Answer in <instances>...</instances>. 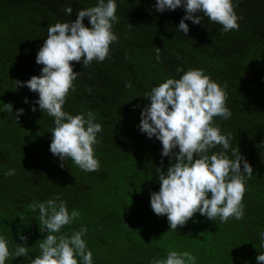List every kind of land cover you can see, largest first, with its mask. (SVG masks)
<instances>
[{"label": "trees", "instance_id": "obj_1", "mask_svg": "<svg viewBox=\"0 0 264 264\" xmlns=\"http://www.w3.org/2000/svg\"><path fill=\"white\" fill-rule=\"evenodd\" d=\"M97 2L0 0V235L10 241V251L23 244L34 259L47 233L40 231L39 210L29 205L59 195L70 212H80L61 233L71 235L86 226L83 239L93 264H150L166 258L170 248L191 252L196 264H258L256 257L264 253V0H233L243 16L239 30L222 32L221 25L204 18L199 25L186 21V35L177 30L186 14L183 7L159 12L156 0H116L113 31L119 40L103 62L93 61L87 68L82 61L73 62L81 75L63 106L73 115L91 111L102 125L95 146L100 168L85 172L51 153L54 117L38 104L32 111L39 94L17 88L16 80L41 74L43 65L36 57L49 25L75 20L78 10ZM68 6L73 7L71 16L63 11ZM84 23L91 26L88 17ZM189 68H202L221 85L227 83L226 106L232 115L216 117L215 123L222 133H232L231 148H240L253 174L242 219L220 223L196 213L172 231L167 216L156 215L150 201L160 190L156 169L162 166L166 172L174 161L162 156V143L139 124L143 108L151 103L145 94ZM7 103L13 104V113L24 109L18 122L4 111ZM9 169L16 170L14 176L5 175ZM6 264H28V257H10Z\"/></svg>", "mask_w": 264, "mask_h": 264}, {"label": "clouds", "instance_id": "obj_2", "mask_svg": "<svg viewBox=\"0 0 264 264\" xmlns=\"http://www.w3.org/2000/svg\"><path fill=\"white\" fill-rule=\"evenodd\" d=\"M117 7L116 0H98L96 6L78 10L75 20L49 25L47 38L36 57V63L43 65L41 74L27 81L16 80L17 88L26 86L39 94L32 111H36L38 104L44 113L54 117L51 153L61 161L71 160L85 172L100 168L95 146L100 143L97 134L102 131V125L95 122L91 111L73 115L63 110V106L81 75L74 70L73 62L82 61L84 68L93 61L103 62L110 56L111 45L118 42L119 37L113 31L118 22ZM155 7L159 12L183 7L186 14L177 30L185 35L189 32L188 20L199 25L207 18L221 25L222 32H230L239 30L238 21L243 19L236 12L238 3L233 0H156ZM63 11L71 16L73 7ZM85 17L89 18L90 27L85 25ZM160 52L161 48L157 47L158 61ZM226 89V82L221 85L205 74L204 69L189 68L179 79L168 78L144 96L151 103L142 110L139 128L149 138L158 139L163 147L162 156H170L174 161L166 172L162 166L156 169L160 190L151 194L150 201L156 215L167 216L172 231L186 225L196 213L209 220L219 219L220 223L244 216L243 200L253 166L239 147L231 148L232 133H222L215 123L216 117L227 120L232 115L226 106ZM4 111L13 114L16 122L24 113L23 108L13 113L12 103L5 104ZM217 146L221 150L212 151ZM64 166L61 163L60 167ZM15 172L9 169L5 175L14 176ZM29 207L39 210V225L43 226L40 231L47 233L38 244L40 254L34 259L29 257V247L23 244L10 251V241L0 235V264H6L10 257L21 256L28 257V264H93V253L83 239L86 226L71 235L61 233L64 226L80 216L79 210L70 212L59 195ZM20 239L27 241L28 237L21 234ZM261 247H264V233H261ZM196 259L189 251L170 248L166 258L153 259L150 264H196ZM256 259L258 264H264V253Z\"/></svg>", "mask_w": 264, "mask_h": 264}]
</instances>
